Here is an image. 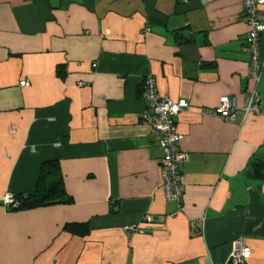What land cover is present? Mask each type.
Wrapping results in <instances>:
<instances>
[{"label": "crops", "instance_id": "crops-1", "mask_svg": "<svg viewBox=\"0 0 264 264\" xmlns=\"http://www.w3.org/2000/svg\"><path fill=\"white\" fill-rule=\"evenodd\" d=\"M244 1L0 0V264H229L238 239L264 264V34L256 84ZM149 77L189 106L180 206L161 189ZM255 91L260 115L207 114ZM49 161L73 202L7 210Z\"/></svg>", "mask_w": 264, "mask_h": 264}, {"label": "built area", "instance_id": "built-area-1", "mask_svg": "<svg viewBox=\"0 0 264 264\" xmlns=\"http://www.w3.org/2000/svg\"><path fill=\"white\" fill-rule=\"evenodd\" d=\"M243 15V20L249 26V32L242 51L249 57L251 78L256 84H259L263 69L260 42L264 34V0H245ZM146 32H150V29H146ZM20 86L27 87L29 82L24 80ZM142 88L141 97L148 103L149 111L156 118V123H153L152 126L161 135L159 142L163 150V158L160 163L161 189L168 202L180 206L185 193L180 166L188 160V155L181 149L182 136L177 132L176 118L189 106L185 100L174 102L168 96L160 95L153 77L147 78ZM260 102L259 94L255 91L249 96L246 106L239 109L234 98L225 96L220 99L218 107L208 110L207 114L216 116L224 122L233 123L239 112L243 114L244 119L262 114ZM144 121L152 123V119L149 117H145ZM3 205L7 210L17 211L21 208L20 202L12 195H8L4 199ZM192 225L198 228L202 227L201 222L192 223ZM250 256V248L245 245L242 239H238L233 242L229 264H244Z\"/></svg>", "mask_w": 264, "mask_h": 264}, {"label": "trees", "instance_id": "trees-1", "mask_svg": "<svg viewBox=\"0 0 264 264\" xmlns=\"http://www.w3.org/2000/svg\"><path fill=\"white\" fill-rule=\"evenodd\" d=\"M58 73L62 76L63 70L59 69ZM15 198L21 204L20 210L73 202L65 190L61 168L57 161H49L41 166L40 179L33 192Z\"/></svg>", "mask_w": 264, "mask_h": 264}, {"label": "water", "instance_id": "water-1", "mask_svg": "<svg viewBox=\"0 0 264 264\" xmlns=\"http://www.w3.org/2000/svg\"><path fill=\"white\" fill-rule=\"evenodd\" d=\"M258 173H259V171H258V170H255L256 179H261V180H262V178H259V177H258V175H257Z\"/></svg>", "mask_w": 264, "mask_h": 264}]
</instances>
